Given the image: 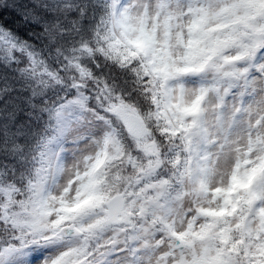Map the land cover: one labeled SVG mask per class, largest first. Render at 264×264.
I'll return each instance as SVG.
<instances>
[{
  "label": "snow or ice",
  "instance_id": "6c2138e0",
  "mask_svg": "<svg viewBox=\"0 0 264 264\" xmlns=\"http://www.w3.org/2000/svg\"><path fill=\"white\" fill-rule=\"evenodd\" d=\"M0 264H264V0H0Z\"/></svg>",
  "mask_w": 264,
  "mask_h": 264
}]
</instances>
